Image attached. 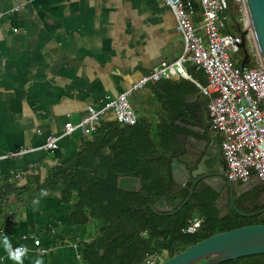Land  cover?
<instances>
[{
  "label": "crops",
  "instance_id": "0c3cea01",
  "mask_svg": "<svg viewBox=\"0 0 264 264\" xmlns=\"http://www.w3.org/2000/svg\"><path fill=\"white\" fill-rule=\"evenodd\" d=\"M186 2L192 24L202 29L200 0ZM175 24L162 0H0V154L27 149L0 159L7 190L0 204V264H14L2 245L5 234L13 248H28L23 264L80 263L85 227L72 223L70 204L57 192L41 195L37 185L51 166L71 167L78 158L85 135L65 132L66 122L78 123L88 106L101 107L180 53ZM185 69L192 79L173 75L130 94L136 121L157 124L178 111L182 120L191 117L207 79L190 63ZM104 120L136 123L107 111L94 132ZM48 135L58 138L56 148L44 147ZM36 198L39 205L32 203Z\"/></svg>",
  "mask_w": 264,
  "mask_h": 264
},
{
  "label": "trees",
  "instance_id": "16d2710c",
  "mask_svg": "<svg viewBox=\"0 0 264 264\" xmlns=\"http://www.w3.org/2000/svg\"><path fill=\"white\" fill-rule=\"evenodd\" d=\"M224 32L239 34L237 24L245 27V8L240 0H228ZM246 47L252 61L245 67H259V59L249 34ZM251 51H249V49ZM231 58L240 66L243 57ZM241 57V59H240ZM181 113L163 115L157 124L139 117L134 125L104 120L97 131L85 135L76 162L71 167L56 164L48 169L38 191H55L62 203L70 204L74 225L85 227L79 241V264H146L155 256L159 261L173 256L188 245L214 233L235 227L264 223V213L245 216L229 207L218 218L215 193L195 186L190 198L188 188L171 189V161L180 154ZM138 183L141 187L138 188ZM0 183V204L7 190ZM244 192L235 198L242 212L258 209L246 207ZM239 201H238V200ZM165 200L174 212L155 210ZM144 205V207H142ZM192 216H201V226L194 233L183 228ZM103 250L101 254L100 251ZM218 264H264V253L253 254Z\"/></svg>",
  "mask_w": 264,
  "mask_h": 264
},
{
  "label": "built area",
  "instance_id": "2783aa9c",
  "mask_svg": "<svg viewBox=\"0 0 264 264\" xmlns=\"http://www.w3.org/2000/svg\"><path fill=\"white\" fill-rule=\"evenodd\" d=\"M162 1L173 12L182 45L180 53L173 59L161 60L150 73L142 75L115 97L107 99L101 107L88 106L78 123L64 124L65 132L78 129L83 135H90L107 111H112L122 123L134 124L136 114L129 100L130 94L149 81L173 75L192 79L185 69V64L190 63L206 75L207 81L200 88V94L206 99L211 125L219 130L222 137L221 155L228 179L245 181L254 173L259 176L264 187V69L261 65L241 67L234 64L231 53L240 49L241 37L223 31L227 22L225 10L228 0H200V30L190 20L189 2ZM244 20L247 23L246 14ZM57 141L56 136L48 135L44 147L54 149ZM26 151L21 148L1 153L0 159L16 157ZM202 221V217L192 216L183 231L196 232ZM34 244H39V240L35 239ZM157 261V257L150 256L145 263L156 264Z\"/></svg>",
  "mask_w": 264,
  "mask_h": 264
},
{
  "label": "water",
  "instance_id": "95a60500",
  "mask_svg": "<svg viewBox=\"0 0 264 264\" xmlns=\"http://www.w3.org/2000/svg\"><path fill=\"white\" fill-rule=\"evenodd\" d=\"M242 2L248 21L242 28L237 24V32L241 37L239 48L243 54L240 66L245 67L249 60V52L245 43L246 35L249 34L252 37L259 63L264 69V0H242ZM191 116L195 128L201 133L202 138L195 139L191 135H177L182 143L180 154L175 155L171 161L172 191L176 192L182 187L188 188V196L182 201V204L190 198L198 180L212 176L202 180H206L207 184L214 188V183H217V180H223L220 177V169L226 168L221 154L219 155L214 150L213 139L220 132L210 123L205 98H203L199 108L191 112ZM190 176L193 178L190 179ZM227 182L223 180L224 191H229L230 203L238 213L245 216L264 213V206L253 211L242 212L235 206L233 200L234 194L239 196L256 186H263V182L257 174L253 173L240 184L238 180L227 179ZM187 183L190 185L187 186ZM140 187L141 183H138V188ZM222 201L221 198L216 200L219 209L218 218H223L228 213L227 208L221 206ZM262 204H264V200ZM152 208L159 211L174 212L179 207L162 209L152 206ZM100 253L102 254L103 250ZM263 253L264 223H254L214 233L188 245L173 256L161 261L158 260L156 264H218L228 259Z\"/></svg>",
  "mask_w": 264,
  "mask_h": 264
},
{
  "label": "flooded vegetation",
  "instance_id": "af4514ba",
  "mask_svg": "<svg viewBox=\"0 0 264 264\" xmlns=\"http://www.w3.org/2000/svg\"><path fill=\"white\" fill-rule=\"evenodd\" d=\"M240 59H241V57H240ZM250 62H251V58H249L247 64H249ZM191 117L190 118H184L182 120V122L179 123L181 126L180 135H185V136L191 135L195 139L196 138L200 139V138H202V135L195 128L194 121L192 120ZM179 141L181 142V140H179ZM221 141H222L221 134L215 136L213 139L214 150L219 155L221 154ZM225 167H226V165H225ZM226 169L227 168H224V167L220 169V173H221L220 177L223 180H225L226 183H228L227 182L228 177H227V170ZM211 172H215V171H211ZM209 177H212V176H207L205 178H209ZM192 178L193 177L190 176V179H192ZM205 178H202V179H205ZM202 179L198 180L195 183L194 187L195 186H198V187L204 186V190H207V188H209V191L215 193L214 204H215L217 209H218V207H217L216 200L218 198H221L223 200L221 203L222 207L225 206L227 208V210L229 209V207H232V204L230 203L229 191H226V192L224 191L225 185L222 184L223 180H217V183H214V188H212L209 184H207L206 180H202ZM238 182L240 184L242 181L238 180ZM189 185H190V183H187V186H189ZM184 188H187V187H184ZM248 192H250V194H251L250 197H248V198L246 197L241 201L244 203V205L246 207H251L249 205H255L256 203L259 205V207H257L258 209L264 206V204H262V201L264 200V187L263 186H256L253 189L249 190ZM233 194H234V191H233ZM235 198H237V196L234 194V196H233L234 204H235V200H236ZM162 204L163 205H157V206L162 208V209L172 207L171 205L167 204V202L165 200L162 201ZM218 211H219V209H218Z\"/></svg>",
  "mask_w": 264,
  "mask_h": 264
},
{
  "label": "clouds",
  "instance_id": "9594fccd",
  "mask_svg": "<svg viewBox=\"0 0 264 264\" xmlns=\"http://www.w3.org/2000/svg\"><path fill=\"white\" fill-rule=\"evenodd\" d=\"M41 195H47L46 191H42ZM39 198H36L32 201L33 205H39ZM2 245L8 254V258L14 261V264H23V259L26 257L28 253V248L26 246H18L13 248L11 240L8 235H4L2 239ZM35 264H44L43 259H36Z\"/></svg>",
  "mask_w": 264,
  "mask_h": 264
},
{
  "label": "rangeland",
  "instance_id": "374dc122",
  "mask_svg": "<svg viewBox=\"0 0 264 264\" xmlns=\"http://www.w3.org/2000/svg\"><path fill=\"white\" fill-rule=\"evenodd\" d=\"M244 27V26H243ZM250 36V39H251V45L253 44V40H252V37H251V35H249ZM248 49H249V47H248ZM249 51H251V49H249ZM231 55L232 56H236V57H239L240 56V51H234V52H232L231 53ZM251 61H252V59H251ZM260 64V63H259Z\"/></svg>",
  "mask_w": 264,
  "mask_h": 264
}]
</instances>
